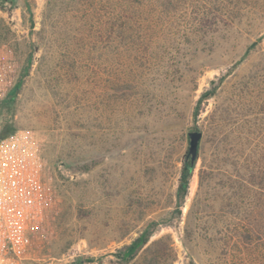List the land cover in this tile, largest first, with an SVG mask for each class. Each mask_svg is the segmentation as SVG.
I'll use <instances>...</instances> for the list:
<instances>
[{
	"label": "rangeland",
	"instance_id": "1",
	"mask_svg": "<svg viewBox=\"0 0 264 264\" xmlns=\"http://www.w3.org/2000/svg\"><path fill=\"white\" fill-rule=\"evenodd\" d=\"M54 1L45 12L47 0H34L32 26L21 7L0 9L7 90L24 75L0 126L37 141L57 200L46 214L44 202L18 264H117L115 250L147 222L169 220L189 133L199 132L182 219L150 239L169 235L174 264H189L182 228L202 159L230 172L226 138L245 137L253 112L264 117V0H97L84 12ZM204 244L195 264L222 257L206 255ZM229 264H264V248L253 244L246 260Z\"/></svg>",
	"mask_w": 264,
	"mask_h": 264
},
{
	"label": "trees",
	"instance_id": "2",
	"mask_svg": "<svg viewBox=\"0 0 264 264\" xmlns=\"http://www.w3.org/2000/svg\"><path fill=\"white\" fill-rule=\"evenodd\" d=\"M111 6L114 0H103ZM68 5L77 8L82 5L84 11L95 6L97 0H66ZM6 5L11 8H19V0H0V9ZM114 6V4H112ZM34 0H24L21 7L24 14L29 15L31 26L33 25ZM55 8L52 0H47L45 12H53ZM84 26L87 19L82 20ZM5 57V56H4ZM3 57V61H5ZM1 59V58H0ZM1 61V60H0ZM6 62V61H5ZM1 68V67H0ZM28 72V68L26 72ZM24 77V75H23ZM21 77L14 85L7 90L5 70L0 75V113L7 109L8 105L15 100L21 86ZM211 93H203L197 102L194 117H197L199 107ZM264 113V111H263ZM254 115V116H253ZM253 112L247 123H251L245 137H236L233 140L226 138L227 144L231 146L229 154L224 158L225 162L232 165L230 172H223L219 166L218 158L212 163L206 164L202 159L199 170V188L189 209L186 212L182 228V245L190 255V263L195 264L194 257L198 258L196 247L205 243V251L208 256L221 257L212 259L208 264H229L230 260H246L252 251L253 244H260L264 248V117L258 118ZM0 130L1 139L12 133L11 127L5 123ZM0 139V140H1ZM201 139V138H200ZM235 143L236 145L234 146ZM187 154L183 159L177 179L175 196V209L172 210L169 220H151L139 232L138 236L131 243L123 245L115 250L113 256L117 264H174L177 256L173 248V242L169 235L160 237L150 243V239L161 227L180 223L182 219L181 207L188 194L189 183L194 174L198 159ZM214 157H216L214 155ZM223 159V158H222ZM91 166L84 169L87 173ZM43 178V184H44ZM206 187L203 189V185ZM205 191L203 197L200 192ZM45 190V214L50 213L56 207L57 200L50 197L49 191ZM78 213H84L81 211ZM55 212V211H54ZM205 224L204 226H201ZM215 260V262H213ZM77 263H82L77 260ZM98 264H102L100 261Z\"/></svg>",
	"mask_w": 264,
	"mask_h": 264
},
{
	"label": "built area",
	"instance_id": "3",
	"mask_svg": "<svg viewBox=\"0 0 264 264\" xmlns=\"http://www.w3.org/2000/svg\"><path fill=\"white\" fill-rule=\"evenodd\" d=\"M44 202L38 143L16 131L0 140V264L24 258L30 230L43 221Z\"/></svg>",
	"mask_w": 264,
	"mask_h": 264
},
{
	"label": "water",
	"instance_id": "4",
	"mask_svg": "<svg viewBox=\"0 0 264 264\" xmlns=\"http://www.w3.org/2000/svg\"><path fill=\"white\" fill-rule=\"evenodd\" d=\"M200 138H201V134L199 132L189 133L188 154L192 157V159H194L197 154V149H198Z\"/></svg>",
	"mask_w": 264,
	"mask_h": 264
}]
</instances>
